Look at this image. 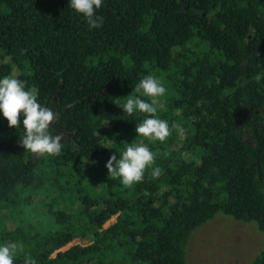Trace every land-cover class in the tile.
<instances>
[{"label": "trees", "instance_id": "obj_1", "mask_svg": "<svg viewBox=\"0 0 264 264\" xmlns=\"http://www.w3.org/2000/svg\"><path fill=\"white\" fill-rule=\"evenodd\" d=\"M96 15L90 29L69 0H0V79L38 89L64 136L37 157L23 117L10 128L0 113V245H23L14 264H187L217 214L264 235V0H102ZM148 75L167 90L157 117L182 135L148 141L135 132L147 114L119 107ZM129 143L157 156L125 188L106 163Z\"/></svg>", "mask_w": 264, "mask_h": 264}, {"label": "clouds", "instance_id": "obj_2", "mask_svg": "<svg viewBox=\"0 0 264 264\" xmlns=\"http://www.w3.org/2000/svg\"><path fill=\"white\" fill-rule=\"evenodd\" d=\"M69 5L85 17L90 29L102 27L103 17L96 15V10L102 6V0H69ZM166 91L160 79L148 75L135 87V92L139 95L127 96L126 102L119 106L129 116L137 111L147 114L148 118L136 125L135 132L151 142L166 141L173 130L181 135L184 133V128L178 123L173 122L170 128L168 121L157 117L158 107H162L158 98L163 97ZM0 113L10 128L20 127L23 117L22 126L25 131L19 142L25 151L37 157L58 156L61 153L63 133L53 134L50 131L57 115L52 109L38 102V89L35 87L26 90V83L15 76L0 79ZM156 156L157 153L150 150L146 144L129 143L126 150L119 155V159L115 153L110 156L106 168L109 176L120 178L125 188H131L143 181L146 169L155 163ZM162 171L160 167H155L151 174L153 178H159ZM22 249L23 245L15 242L0 245V264H14V254ZM24 264H36V260L29 255Z\"/></svg>", "mask_w": 264, "mask_h": 264}, {"label": "rangeland", "instance_id": "obj_3", "mask_svg": "<svg viewBox=\"0 0 264 264\" xmlns=\"http://www.w3.org/2000/svg\"><path fill=\"white\" fill-rule=\"evenodd\" d=\"M115 221L113 217L106 225ZM88 239L73 244H89ZM264 252V235L254 223L241 222L217 214L193 231L186 245L187 264H251Z\"/></svg>", "mask_w": 264, "mask_h": 264}, {"label": "water", "instance_id": "obj_4", "mask_svg": "<svg viewBox=\"0 0 264 264\" xmlns=\"http://www.w3.org/2000/svg\"><path fill=\"white\" fill-rule=\"evenodd\" d=\"M55 100H56V98H55ZM54 130H55V131H59V130H58V129H56V128H54Z\"/></svg>", "mask_w": 264, "mask_h": 264}, {"label": "built area", "instance_id": "obj_5", "mask_svg": "<svg viewBox=\"0 0 264 264\" xmlns=\"http://www.w3.org/2000/svg\"><path fill=\"white\" fill-rule=\"evenodd\" d=\"M74 243V242H73Z\"/></svg>", "mask_w": 264, "mask_h": 264}]
</instances>
